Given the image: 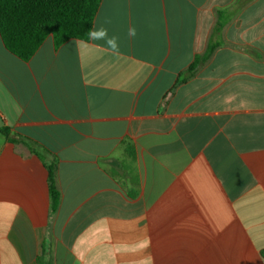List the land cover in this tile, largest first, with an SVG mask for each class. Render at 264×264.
Masks as SVG:
<instances>
[{"label": "crops", "instance_id": "obj_1", "mask_svg": "<svg viewBox=\"0 0 264 264\" xmlns=\"http://www.w3.org/2000/svg\"><path fill=\"white\" fill-rule=\"evenodd\" d=\"M105 19L119 56L49 36L23 61L0 35V130L24 139L0 132V264H264V0Z\"/></svg>", "mask_w": 264, "mask_h": 264}, {"label": "trees", "instance_id": "obj_2", "mask_svg": "<svg viewBox=\"0 0 264 264\" xmlns=\"http://www.w3.org/2000/svg\"><path fill=\"white\" fill-rule=\"evenodd\" d=\"M102 0H0V35L8 51L22 59L30 60L49 36L56 47L69 39L88 41L87 31L93 27ZM215 47L205 56L196 57L189 74L197 69L203 59L209 58ZM12 143L22 141L9 128L0 130ZM33 150V145H29ZM43 159V154L39 153ZM48 185L55 211L60 193L55 182V167L48 166Z\"/></svg>", "mask_w": 264, "mask_h": 264}, {"label": "clouds", "instance_id": "obj_3", "mask_svg": "<svg viewBox=\"0 0 264 264\" xmlns=\"http://www.w3.org/2000/svg\"><path fill=\"white\" fill-rule=\"evenodd\" d=\"M109 23H111V21L109 19H105L101 24H94L93 27L87 31L86 35L88 41H103V45H101V47H104L105 50L109 51L111 54L119 56V38L115 35H110L108 28L104 26ZM127 35L129 38L135 39L137 36L136 28L134 26L130 27L128 29ZM88 41L74 40V43L77 47H79L81 44L87 46Z\"/></svg>", "mask_w": 264, "mask_h": 264}]
</instances>
